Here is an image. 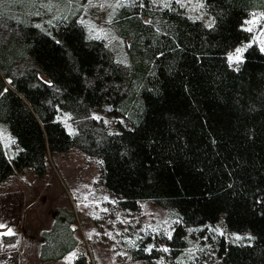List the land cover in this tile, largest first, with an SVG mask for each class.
I'll use <instances>...</instances> for the list:
<instances>
[{"label": "trees", "instance_id": "1", "mask_svg": "<svg viewBox=\"0 0 264 264\" xmlns=\"http://www.w3.org/2000/svg\"><path fill=\"white\" fill-rule=\"evenodd\" d=\"M203 3L210 23L174 1L120 8L114 26L130 42L127 65L103 39H90L75 14L24 36L12 32L20 53L0 61V125L16 150L9 157L0 138V185L28 168L43 177L49 154L77 147L100 161V180L121 207L152 201L177 219L171 237L140 235L134 259L264 264V52L254 44L237 68L228 60L250 40L244 21L264 0ZM9 28L0 19V41ZM27 60L32 65L15 70ZM93 110L117 119L114 130L93 120L71 133L59 120ZM65 211L43 233L42 261L60 260L78 245L75 214ZM220 221L228 234L251 239L214 235L208 228ZM205 236L210 245L187 255ZM85 261L80 255L76 264Z\"/></svg>", "mask_w": 264, "mask_h": 264}, {"label": "rangeland", "instance_id": "2", "mask_svg": "<svg viewBox=\"0 0 264 264\" xmlns=\"http://www.w3.org/2000/svg\"><path fill=\"white\" fill-rule=\"evenodd\" d=\"M138 1V0H137ZM174 1L193 18L205 23L211 16L204 7L203 0H153L155 6H165ZM136 0H0V19L9 28L10 24L20 25L15 30L9 28L6 38L0 41V61L8 64L10 58L20 53L10 41L12 32L24 36L38 24L57 19H67L75 14L90 39H103L110 45L115 56L123 65L129 63L130 42L122 38L117 30L114 17L120 8L134 5ZM255 21V23H250ZM243 28H251V38L237 45L246 49L251 45L264 48V9H253L245 19ZM8 35V36H7ZM19 51V52H18ZM264 52V51H263ZM241 62L230 63L237 68ZM27 60L16 64L15 70H23ZM6 87H11L12 78L5 77ZM59 120L71 133L84 127L87 121L114 130L118 121L104 110H93L86 115L72 116L61 113ZM0 138L9 157L16 148L7 127L0 125ZM100 161L80 148L73 147L67 152L49 154L47 174L38 176L32 169L16 172L0 185V264H76L80 255L86 264H163L164 259L145 262L134 259L132 249L137 247L140 235L160 234L171 237L177 222L169 211L152 201H142L137 210H129L119 205L101 182ZM66 209L75 214L74 236L78 245L60 260L42 261L41 249L43 233L50 231L59 211L67 216ZM64 213V214H63ZM208 230L214 235H225L232 241H248L249 234H228L222 221L210 225ZM240 237V239H237ZM201 241L195 239L186 249L192 255L205 248L208 236ZM158 247L167 249L164 242ZM149 250V248H148Z\"/></svg>", "mask_w": 264, "mask_h": 264}, {"label": "snow or ice", "instance_id": "3", "mask_svg": "<svg viewBox=\"0 0 264 264\" xmlns=\"http://www.w3.org/2000/svg\"><path fill=\"white\" fill-rule=\"evenodd\" d=\"M89 2H91V0H89ZM250 23H255V21H252ZM247 31H251V28L247 29ZM245 49L243 48H237L235 50V53L233 55H230L228 57V60L230 63L232 62H236V63H239L242 61V55H243V52H244ZM262 51H264V48L261 49ZM0 227H2V225H0ZM237 239H240V237H237ZM151 249H149L150 251ZM164 251H167V249H164Z\"/></svg>", "mask_w": 264, "mask_h": 264}]
</instances>
